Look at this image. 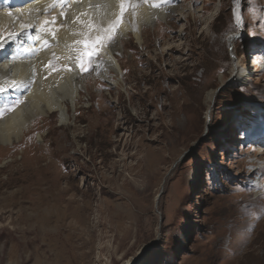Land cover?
Returning a JSON list of instances; mask_svg holds the SVG:
<instances>
[{"label":"rangeland","instance_id":"obj_1","mask_svg":"<svg viewBox=\"0 0 264 264\" xmlns=\"http://www.w3.org/2000/svg\"><path fill=\"white\" fill-rule=\"evenodd\" d=\"M169 4L122 82L0 141V264H264V0Z\"/></svg>","mask_w":264,"mask_h":264},{"label":"bare ground","instance_id":"obj_2","mask_svg":"<svg viewBox=\"0 0 264 264\" xmlns=\"http://www.w3.org/2000/svg\"><path fill=\"white\" fill-rule=\"evenodd\" d=\"M169 1L156 0L158 6L153 7V0L147 3L126 0L127 10L118 26L115 43L102 48L100 56L91 64L85 57V64L91 69L86 75L80 72L76 58L85 51L86 43L95 40L96 33L83 28L76 17L86 20L83 14L89 11L90 5L107 3L111 21H114L120 12V0H74L66 6L54 4L53 0H0V33L14 37L0 44V99L20 104L0 114V141L20 143L31 149L34 140L28 143V138L42 129L51 114L57 113L60 121L68 123L69 106H75L83 92L93 99V86L99 88L102 79L122 82L123 63L117 56L119 46L126 47L131 34L141 43L145 42L146 24L153 15L173 16L175 7ZM62 12L67 20L62 19ZM53 17L56 23L45 26L44 22L52 21ZM44 28L47 31L42 30ZM233 37L234 34L229 37L231 41ZM251 74L247 68L238 79L244 81ZM209 96L214 98V93Z\"/></svg>","mask_w":264,"mask_h":264},{"label":"snow or ice","instance_id":"obj_3","mask_svg":"<svg viewBox=\"0 0 264 264\" xmlns=\"http://www.w3.org/2000/svg\"><path fill=\"white\" fill-rule=\"evenodd\" d=\"M72 2H74V0H53L54 4H61L64 6L70 5ZM145 2L147 3V0H145ZM152 6H158L156 0H153ZM126 10V0H120V12L114 21H111L110 5L107 3L96 4L94 6L90 5L89 11L83 14L87 16L86 20L76 17V20L79 21L83 28L96 33L95 40H92L90 43H86L85 51L79 54L76 58L77 66L79 67L80 72H87L91 70L90 67L85 64V57L88 58V64H91L93 59L100 56V50L102 48L108 47L115 43V38L118 33V26L122 22V17ZM61 17L64 20L68 19V17L63 12L61 13ZM55 23L56 17H53L52 21L50 22H44L45 26ZM42 30L47 31L46 28ZM52 37L55 39L54 33H52ZM13 38L14 37L10 33L6 37L3 33H0V44H2L5 39L11 40ZM68 70L71 71L72 68L69 67ZM53 71H58V69H53Z\"/></svg>","mask_w":264,"mask_h":264}]
</instances>
